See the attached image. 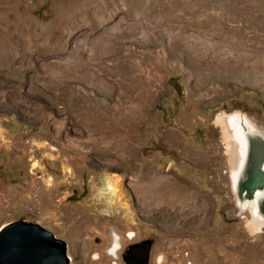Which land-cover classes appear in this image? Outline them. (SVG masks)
I'll use <instances>...</instances> for the list:
<instances>
[{"label":"rangeland","instance_id":"374dc122","mask_svg":"<svg viewBox=\"0 0 264 264\" xmlns=\"http://www.w3.org/2000/svg\"><path fill=\"white\" fill-rule=\"evenodd\" d=\"M262 10L264 0H0V227L40 223L67 242L70 264H126L107 252L113 230L123 245L153 239L149 264H264V226L252 230L235 204V148L218 122L240 109L264 128V79L216 66L239 60L236 33L264 47ZM115 139L133 149L131 165L95 152ZM142 168L155 182L134 187ZM103 172L123 177L134 222L93 205ZM176 185L189 194L175 206ZM165 204L177 214H161ZM89 213L101 227L81 234Z\"/></svg>","mask_w":264,"mask_h":264},{"label":"water","instance_id":"95a60500","mask_svg":"<svg viewBox=\"0 0 264 264\" xmlns=\"http://www.w3.org/2000/svg\"><path fill=\"white\" fill-rule=\"evenodd\" d=\"M232 143L239 146L236 159L229 168L230 187L240 211H248L251 219L264 226V128L259 127L243 110L219 112ZM245 146L240 154L239 137ZM238 133V132H237ZM234 154V153H233ZM235 156V155H234ZM154 240L145 238L128 247L126 264H149ZM68 244L38 222L19 218L0 227V264H70ZM114 257L125 245L114 244ZM109 253V248H107ZM110 254V253H109Z\"/></svg>","mask_w":264,"mask_h":264},{"label":"bare ground","instance_id":"6f19581e","mask_svg":"<svg viewBox=\"0 0 264 264\" xmlns=\"http://www.w3.org/2000/svg\"><path fill=\"white\" fill-rule=\"evenodd\" d=\"M188 5V4H187ZM108 8V7H107ZM236 9V8H234ZM237 10V9H236ZM240 10V9H239ZM247 10V9H246ZM94 12V11H93ZM233 12V11H232ZM240 12V11H239ZM237 13V12H236ZM77 14V13H76ZM94 14V13H92ZM104 14V13H103ZM101 14V15H103ZM107 15V14H106ZM209 15V14H208ZM241 15V14H240ZM97 16V15H96ZM168 16V15H167ZM242 16V15H241ZM111 15L110 16H104L103 18H99L97 19L96 21L94 20V18H92L91 20V23L93 24H90V26H95V25H99L101 22L102 23H105V22H108L110 21L111 19ZM213 18V16H211ZM238 17V16H237ZM215 18V17H214ZM256 19V24L258 26V29H264V11L262 10L260 12V14L258 15V17H255ZM87 20V19H86ZM89 20V19H88ZM212 20V19H211ZM238 20V19H236ZM72 21V20H71ZM95 21V22H94ZM74 22V21H73ZM77 23V22H76ZM80 23V22H79ZM217 23V22H216ZM211 24V23H210ZM36 25V24H35ZM83 25V24H82ZM245 25V24H244ZM249 26V25H248ZM74 27V26H73ZM120 27V26H119ZM246 27H247V24H246ZM98 28V27H97ZM236 28L238 31L242 32L243 30V24H240L238 27L236 25ZM108 29V28H107ZM115 30V29H114ZM111 31V30H110ZM113 31V30H112ZM119 31V29H118ZM91 32V31H90ZM88 33V32H87ZM96 33V32H94ZM119 33V32H118ZM125 33V32H124ZM110 34V33H109ZM116 33H114L115 35ZM254 34V33H253ZM257 35V34H256ZM5 36V35H4ZM236 36L238 37L236 39V41L234 42V46L239 50L241 51L238 55V58L239 60L237 62H234L232 63L231 61L229 62H224V65L223 64H220V65H216L218 66L219 69H222L223 72L226 70L230 73H237V74H240V77H242L244 79L245 82L247 83H250V84H257L259 82V80H263L264 79V47L262 46V44H260L258 47L256 48H248L249 46V43L247 42V40H244L242 38H244V34L243 33H240V34H237L236 33ZM234 37H231V38H234ZM97 39H94L95 41L98 40L99 42V45L102 47V49L105 51L107 50L108 52V49L110 48L108 45L109 41L112 39V37L110 35H107V34H103V33H100L98 37H96ZM121 38V37H120ZM118 39V38H117ZM5 40V39H4ZM93 40V41H94ZM249 40V39H248ZM121 42V40H120ZM119 43V42H118ZM110 44V43H109ZM99 47V46H98ZM100 47V48H101ZM109 47V48H107ZM49 50V49H47ZM46 50V51H47ZM113 50V49H112ZM115 50V49H114ZM37 51V49H36ZM81 52H83L82 50H79ZM110 51V49H109ZM116 51V50H115ZM80 52V53H81ZM252 52H255L258 57L255 59V60H252V57H253V54ZM111 53V52H110ZM109 53V54H110ZM97 54V53H96ZM103 55V54H102ZM75 57V56H74ZM74 59V58H73ZM84 59V58H83ZM228 59V57H227ZM226 60V59H224ZM75 61V60H74ZM198 61V60H197ZM196 61V62H197ZM72 62V60H71ZM70 62V64H71ZM84 63V62H83ZM91 64V63H90ZM198 64V63H197ZM67 65V64H66ZM80 65V64H79ZM165 66V65H164ZM160 67V65H159ZM73 68V66H72ZM79 68V67H78ZM78 68H75V69H78ZM163 68V67H162ZM52 69V68H50ZM54 69V67H53ZM56 70V69H55ZM221 70V71H222ZM53 71V70H52ZM78 71V70H77ZM87 71V69L85 70ZM198 71V70H196ZM86 73V72H85ZM97 73V72H96ZM83 74V72H82ZM81 74V75H82ZM242 74V75H241ZM90 81L91 82H95L97 81V76L93 75V74H90ZM53 76V75H52ZM89 76V75H88ZM55 77V75H54ZM81 77V76H80ZM85 77V76H84ZM100 77V76H99ZM87 78V77H86ZM85 79V78H84ZM106 80V79H104ZM22 81V80H21ZM20 81V82H21ZM89 81V82H90ZM24 82V81H23ZM88 83V82H87ZM92 84V83H91ZM96 84V83H94ZM108 84V83H107ZM105 85V84H104ZM111 85V84H110ZM108 86V85H107ZM110 87V86H109ZM109 92V91H108ZM113 92V91H110V93ZM113 94V93H112ZM145 108V107H144ZM144 110V109H143ZM218 122L221 124L222 128L225 130V125L223 123V120L222 119H218ZM83 128H86V129H91L90 126L88 125H84ZM101 130H97L95 131V133H99ZM238 132V133H237ZM236 132V137H239V141L241 142V145H240V154L242 155V158L245 154V146L240 138V131L239 129L237 130ZM94 133V132H93ZM102 137V136H101ZM100 139V137H99ZM104 141V138L101 139V143ZM239 149V146L234 143V148H235V153L236 151ZM132 148L130 145H128L126 143V141H124V139H119L117 141V139H115V142H111L107 145H100V147L98 148V150H94L95 152H98V153H105L106 156H112V154L114 156L117 157L118 159V164H120L121 166H124L126 167V164H132L134 162V158L135 156L133 155H130V153L132 152ZM139 156V155H138ZM58 161H60L61 165H63L65 163V159L62 158V157H58L57 158ZM235 159H236V154H235ZM235 162V161H234ZM54 164V163H53ZM130 164V165H131ZM137 164V163H136ZM118 166V165H117ZM64 168L66 169V171L69 172L70 168L64 164ZM141 174H142V179L140 180H134L132 182V185L134 187H144L145 185H152L154 184L155 181H152L150 179L147 178V176H149L151 174V170L150 168H142L141 170ZM66 173V172H65ZM69 173H72V172H69ZM161 173V172H160ZM96 174V173H95ZM94 174V175H95ZM98 176V175H97ZM163 176V175H161ZM73 178V177H72ZM75 178V177H74ZM135 178V177H134ZM147 178V179H146ZM50 181V180H49ZM54 181V180H53ZM51 182L50 185L44 190V194L46 195H43V191H42V197H40L41 199L44 198V196L47 197L48 193H50V190H51V187L53 186L54 188V185L53 183L54 182ZM100 183H101V186L97 184L96 181H94L93 185H92V191L95 192V195H96V203H94L93 205H99V211L105 213L106 215L107 214H111L112 212H114L115 210L117 212H119L122 216H124L125 218H127L129 221L131 222H134V217L132 216V212H131V209L129 208V206L123 202L121 200V187H122V182H123V177L120 175V174H110L108 172H103L101 173L100 175V179H99ZM157 181V180H156ZM63 182V181H62ZM57 184V182H55ZM60 183V182H59ZM55 184V185H56ZM131 185V184H130ZM144 185V186H143ZM166 187V186H165ZM163 187V188H165ZM52 188V189H53ZM161 188V187H160ZM43 189V188H42ZM55 189V188H54ZM57 189V188H56ZM135 189V188H134ZM147 189V188H146ZM187 189L185 187H182L180 185H176L174 187H171L169 188L168 190H166V196L168 198V200H170L172 205H175L177 204V202L179 203H182L183 201L186 200V197L188 195V190L186 191ZM55 191V190H53ZM52 192V191H51ZM55 194V193H54ZM145 194V192H144ZM29 196V195H28ZM37 196V195H36ZM30 197V196H29ZM51 197V196H50ZM147 197V195L145 196V198ZM32 198V197H31ZM34 198V197H33ZM53 198V197H52ZM50 199V198H49ZM142 199V198H141ZM26 200V199H25ZM24 200V201H25ZM51 200V199H50ZM144 200V199H143ZM87 201V200H86ZM152 201V200H151ZM39 202V201H38ZM41 202V201H40ZM144 202V201H143ZM44 203V202H43ZM41 204V203H40ZM91 204V203H90ZM90 204H86V209L89 210L92 208V205ZM166 207V208H164ZM164 207L162 208L161 207V214L165 215V216H169V215H176L178 211L176 210H173L172 211H169L170 209H168V205H164ZM170 208V207H169ZM83 215V214H82ZM89 218L88 220H86L83 228L81 229V234L83 233H88L96 228H100L101 227V220L102 218L98 217L97 214H93V213H89ZM93 215V216H92ZM81 218V217H80ZM124 218V219H125ZM80 220V219H78ZM106 224V223H105ZM130 224V223H129ZM248 225L249 227L252 229V230H259L261 229V227L263 226L262 224L260 223H257L255 220L253 219H250L248 221ZM105 227V226H104ZM103 228V226H102ZM80 231V230H79ZM129 236L133 235V232L130 230L129 231ZM114 244H118L121 246H123L122 242H121V236L118 232H116L115 230L112 231V236H111V241H110V244L107 248H109V253L113 256L112 252L114 251V247L113 245ZM121 248L117 249L116 250V254L119 253Z\"/></svg>","mask_w":264,"mask_h":264},{"label":"flooded vegetation","instance_id":"af4514ba","mask_svg":"<svg viewBox=\"0 0 264 264\" xmlns=\"http://www.w3.org/2000/svg\"><path fill=\"white\" fill-rule=\"evenodd\" d=\"M143 239H145V238H143ZM143 239L137 240V242L142 241ZM135 242L136 241H132V242H129V243L125 244V247H124V249L122 250V253H121V259L123 258L125 261L130 259L127 249H128L129 246H132V243H135Z\"/></svg>","mask_w":264,"mask_h":264},{"label":"crops","instance_id":"0c3cea01","mask_svg":"<svg viewBox=\"0 0 264 264\" xmlns=\"http://www.w3.org/2000/svg\"><path fill=\"white\" fill-rule=\"evenodd\" d=\"M189 192V191H188ZM189 194V193H188Z\"/></svg>","mask_w":264,"mask_h":264}]
</instances>
